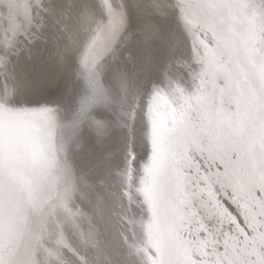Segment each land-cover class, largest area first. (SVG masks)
<instances>
[{
	"label": "snow or ice",
	"instance_id": "snow-or-ice-1",
	"mask_svg": "<svg viewBox=\"0 0 264 264\" xmlns=\"http://www.w3.org/2000/svg\"><path fill=\"white\" fill-rule=\"evenodd\" d=\"M0 264H264V0H0Z\"/></svg>",
	"mask_w": 264,
	"mask_h": 264
}]
</instances>
